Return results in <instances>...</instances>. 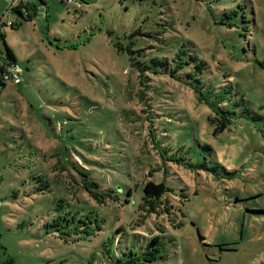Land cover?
I'll return each instance as SVG.
<instances>
[{"label":"rangeland","instance_id":"rangeland-1","mask_svg":"<svg viewBox=\"0 0 264 264\" xmlns=\"http://www.w3.org/2000/svg\"><path fill=\"white\" fill-rule=\"evenodd\" d=\"M19 2L31 3V21L13 11ZM163 20L173 30L160 48L193 44L210 65V84L242 115L222 133L185 78L163 79L165 95L152 92L148 79L140 84L108 33ZM6 44L22 71L21 82L0 93V264H112L109 239L121 237L116 254L142 253L155 236L160 252L148 264H264V0H0V64ZM146 95L171 99L149 110L161 115L151 113L153 128L161 143L171 136L180 163L160 161L143 120ZM116 138H127L143 161L136 182L165 181V195L146 198L140 209V196L115 209L103 206L110 193L101 192L104 204L92 198L98 190L84 188L81 163ZM44 165L80 205L96 206L102 229L69 224L56 210L60 193L37 192ZM121 176L111 185L124 193L132 181Z\"/></svg>","mask_w":264,"mask_h":264},{"label":"trees","instance_id":"trees-1","mask_svg":"<svg viewBox=\"0 0 264 264\" xmlns=\"http://www.w3.org/2000/svg\"><path fill=\"white\" fill-rule=\"evenodd\" d=\"M64 2L67 3L69 1L64 0ZM30 5V2H19L13 11L17 12L24 21H31L32 17L27 13V9H25V7H29ZM163 22L164 24H153V26L147 30L135 24V27L129 32L125 31L122 34H117L115 31H109L108 33L113 36L112 43L117 54L125 56L129 62L130 68L138 71V82L140 84H145V80L148 79L152 84V92L160 91L165 95L166 93L160 87L163 79L181 81L182 78H185L195 89L198 99L212 109L213 114L208 117V120L215 126L214 133H222L228 129L234 118H242V115L238 116L236 106L232 104V101L230 99L227 100L225 96H219L217 89L210 84V76H212L210 65L207 61L198 56L197 50L194 49L195 47L193 44L186 42L178 43L181 45H176L182 47H178L175 50H170L168 46L160 48V46L164 44L162 40H165L163 35L173 30L168 21L163 20ZM14 26V23H11V27ZM166 26H169V28ZM140 38H155L156 43L154 46H138L137 41ZM175 40L176 42H181L179 38H175ZM5 58L6 62L0 64V93L7 86V82L13 81V72L18 69L21 77L22 71L17 63L15 53L7 44ZM146 96L147 99L145 98L143 103L148 109H143L146 113L143 120L144 122H149L152 128L153 125L158 127V124L151 121L153 117H150V115L151 113L157 116L161 115L155 114V111L151 112L149 109H154V105H161L163 100L169 102V105L172 104V101L167 96H165V98H162V96L148 98V95ZM147 100H151L152 103H148ZM152 130V139L158 149L160 161L163 163H167L168 161L180 163L179 160H175L178 151H174V148L170 146V142L166 141V138H171V136H163L164 140L163 143H161L159 139L162 138V131H159L160 133L157 134L154 128ZM72 137H74V135H72ZM108 141L113 143L108 145L104 152L98 154L97 151H94L90 156L83 159L84 163H81L88 167L87 171L89 174L86 176L80 174L82 182L84 183V188L86 190L87 188L98 190L97 193H92L87 190L94 200L99 204H104L106 201L101 195V192L110 193L111 197L108 199L111 201L103 206H113L115 209L116 204L122 207L125 206V204L131 203L132 197L136 199L140 196V209L141 204L146 198H157L167 193L169 186L165 181L156 183L154 180H149L143 186L136 182L137 167L140 168V170L137 171L144 175L143 161L138 159L134 147L127 138H116V140ZM111 150H114L116 154L109 153ZM39 155L41 158H45L43 153ZM66 160L68 163L67 165L65 164V166H67L68 169L75 168L74 160L72 161L69 158H66ZM44 172L46 174L39 175L36 178L41 183V186L37 187L36 190L40 193H53L57 191L60 193V198L56 201V210L64 216L69 215L70 218H67V221L68 219L71 221L69 224L77 226L82 224L86 228H90L92 232L95 229H102V224L105 219L93 211L92 208H96V206L87 201H84L85 206L80 205V202L73 199L72 194L62 185V182L57 181L55 177L50 175L51 172L46 165H44ZM121 175L132 181V184L125 183L122 185L125 196H123L124 193L122 191L119 192L117 188L111 185L110 177L116 180L121 177L124 180V177ZM102 185H107V187H102ZM61 214L58 215L55 222H60L62 218ZM76 215L78 219L74 220L73 218ZM84 231L89 234L86 230ZM117 233L119 234L118 236H122L125 233V229L118 227ZM108 242L109 244L105 246V253L108 254L109 259L114 260L112 264H148L157 260L158 253L160 252V236H155L152 242L148 243L146 246V250L142 253L130 249L127 251L121 250L116 254V249L121 244V237L120 239L116 237L113 243L110 239ZM88 264L91 263L89 262Z\"/></svg>","mask_w":264,"mask_h":264},{"label":"built area","instance_id":"built-area-1","mask_svg":"<svg viewBox=\"0 0 264 264\" xmlns=\"http://www.w3.org/2000/svg\"><path fill=\"white\" fill-rule=\"evenodd\" d=\"M70 1V0H68ZM12 79L15 83H20L21 82V77H20V71L16 69L13 74H12Z\"/></svg>","mask_w":264,"mask_h":264}]
</instances>
